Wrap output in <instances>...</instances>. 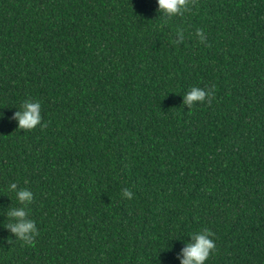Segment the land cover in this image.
I'll return each mask as SVG.
<instances>
[{"label":"trees","instance_id":"trees-1","mask_svg":"<svg viewBox=\"0 0 264 264\" xmlns=\"http://www.w3.org/2000/svg\"><path fill=\"white\" fill-rule=\"evenodd\" d=\"M157 7L0 0V264H179L204 228L206 264H264V0ZM193 86L212 95L189 110ZM28 98L43 126L24 131ZM12 182L34 194L31 245L3 227Z\"/></svg>","mask_w":264,"mask_h":264},{"label":"clouds","instance_id":"clouds-1","mask_svg":"<svg viewBox=\"0 0 264 264\" xmlns=\"http://www.w3.org/2000/svg\"><path fill=\"white\" fill-rule=\"evenodd\" d=\"M156 3L158 6L156 11L161 14L164 22H166L190 12L195 0H156ZM195 35L201 43L207 39L203 29L197 28ZM175 37H178V39L174 38L173 41L176 45L183 43L185 40L183 30L178 29ZM211 95V90L193 86L182 95V103L190 110L194 105L205 102ZM17 109L10 119L17 123L18 129L28 131L34 130L37 126H43L41 104L38 100L34 101L28 98ZM0 119H3V113H0ZM6 191L14 196L18 206L6 209L8 223L3 227L15 237V240L31 245L38 235L36 221L30 218L31 210L29 208L34 194L28 188L19 187L16 182L8 184ZM121 195L131 200L134 194L125 188ZM187 237L189 239L181 241L184 247L176 256L179 264H206L213 250L216 249L214 233L204 228L189 233ZM176 239H181V237Z\"/></svg>","mask_w":264,"mask_h":264}]
</instances>
